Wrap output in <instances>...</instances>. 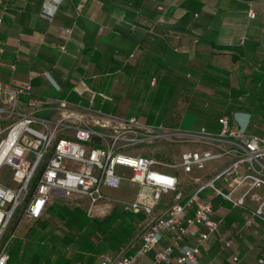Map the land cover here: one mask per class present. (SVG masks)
I'll return each instance as SVG.
<instances>
[{
    "label": "crops",
    "instance_id": "obj_1",
    "mask_svg": "<svg viewBox=\"0 0 264 264\" xmlns=\"http://www.w3.org/2000/svg\"><path fill=\"white\" fill-rule=\"evenodd\" d=\"M43 10H53L48 0H0V84L11 89L29 85L31 96L45 104L40 117L54 115L56 99L67 101L89 124L106 117H133V107L125 97L132 81L126 67L135 66L136 77H143L138 83L141 87L157 69L170 80L193 75L189 92L176 88L165 95L155 121L149 124L144 121L151 100L145 102L144 89H139L134 110L142 125L179 130V125H170L171 118L186 92L192 111L186 110L182 117L189 113L200 118L205 128L206 119L194 112L205 107L196 104L201 101L198 94L218 98L225 92L227 102H241L240 121L264 130V0H144L138 9L122 0H63L51 19L42 17ZM111 48L115 49L112 58L119 63L113 72L108 70L114 66L109 60ZM207 71L216 82L202 78ZM154 78L149 79L151 88L156 85ZM222 79L228 80L229 89L221 85ZM74 87L89 92L79 95ZM210 127L216 128L215 123ZM125 185L129 184L122 188ZM107 201L91 215L82 207L53 201L38 220H30L21 236L16 231L26 218L18 212L6 232L14 234L7 264H97L100 254L108 252L97 253L103 241L86 218L108 215L115 205ZM55 205L76 211L78 221L69 225L58 219L52 213ZM240 225L232 223L222 238L219 230L211 236L201 248V264H231L234 255L238 264H257L264 254V225L257 221L238 235ZM140 244L137 234L118 255H132ZM150 262L149 255L136 264Z\"/></svg>",
    "mask_w": 264,
    "mask_h": 264
},
{
    "label": "built area",
    "instance_id": "obj_2",
    "mask_svg": "<svg viewBox=\"0 0 264 264\" xmlns=\"http://www.w3.org/2000/svg\"><path fill=\"white\" fill-rule=\"evenodd\" d=\"M48 1L53 10H43L45 19L63 2ZM248 16L255 14L249 10ZM23 96L29 97L26 102ZM55 104L52 117H40L45 104L31 96L29 85L0 84V137L6 132L0 138V153L5 150L0 169L10 171V184H0V264L9 260L14 234L6 232L18 212L35 221L53 201L82 207L80 201L86 200L82 208L91 215L101 202L114 201L105 190L118 191L125 183L137 192L132 201L117 204L145 215L141 246L133 255L101 254L97 264H136L149 255L150 264H201V248L222 222L214 198L241 211L242 229L257 221L264 225V135L248 133L241 112L219 118L218 132H187L149 128L136 118L106 117L89 124L67 101ZM163 142L195 148L177 162L166 159V149L160 158L131 155L141 145ZM181 176L191 182L183 185ZM238 262V256L231 257V264ZM257 264H264V254Z\"/></svg>",
    "mask_w": 264,
    "mask_h": 264
},
{
    "label": "trees",
    "instance_id": "obj_3",
    "mask_svg": "<svg viewBox=\"0 0 264 264\" xmlns=\"http://www.w3.org/2000/svg\"><path fill=\"white\" fill-rule=\"evenodd\" d=\"M144 0H122L123 4L126 6H129L134 9H138L142 6ZM162 1V0H158ZM154 32H156V28L153 29ZM152 35V34H151ZM155 37V36H154ZM218 50L221 48H217ZM114 48L110 49V63L111 66L108 68L109 72H113L118 69L119 63L114 61L112 58L114 54ZM226 50L229 51H238L236 48H226ZM118 52V51H117ZM240 53V51H238ZM135 54L132 52L130 53V56ZM127 71V76H129L132 81L130 82L131 84L127 87L126 91V99L130 101L132 105L131 109V114H134L133 117L130 118H136L138 121L140 120V117L138 115V110L135 112L134 108L137 103V98L139 97V89H144V96L143 100L149 98L150 103V110L146 113V118H145V123L149 124L155 121V111L160 108V106L163 104L162 100L165 97V95H170L172 90L176 88H184L189 92V88L192 86V73H188V75H178L175 80H170L165 75V72H161L160 70L157 69L155 72H153L150 76L147 78V83L145 82L144 86H138L139 79H142L143 77L139 75V77H136V68L135 66H127L126 67ZM161 72V75L160 73ZM154 78L156 81L155 87L151 88L149 86V79ZM206 82H216V78L211 74L208 73V71L203 75L202 77ZM221 85L225 89H229V82L226 79H222ZM199 97L201 98V101L196 103L199 106L203 107L200 111L199 110H194V112L197 113V115L202 116L204 119H206V126L205 130L208 132H218L220 129V126L218 124V119L223 117V116H231L232 113L235 112H241V105L240 101H228L227 98L229 97L228 95H225V92L218 97V98H213L210 95L206 93H199ZM247 93H243L240 96V99L243 100L246 97ZM152 96V97H151ZM67 100H73L69 96H65ZM188 99V93H183L181 94V100L178 103L177 108L174 111V114L171 118V126L172 127H177L179 125V122L182 118L183 113L186 110L192 111V107L189 103H187ZM147 102V101H145ZM195 104V103H194ZM220 106L221 109H217L216 107ZM225 106H228L226 110L224 109ZM222 109H224L222 111ZM108 112V110H107ZM110 112V111H109ZM108 112V113H109ZM216 125V128H211L210 125ZM219 126V127H218ZM248 133L254 134V135H264V130H256L251 124L248 123ZM213 203V208L214 210L222 209V222L219 227V230L225 231L228 229L232 223H237V224H242V219H241V211L236 208H232L229 204L223 202L220 198H214L212 200ZM52 213L60 220H64L66 224L72 225L78 221V218L75 217L74 213L76 211H69L67 207L64 206H58L55 205L52 207ZM146 217L142 213H134L132 211H129L125 209L123 206L116 204L110 213L106 215L102 219H97V218H86V223L91 225L94 229V232L102 239L103 241V246H101L98 250L97 253L101 251H107L108 253H102L106 254L111 258H115L119 256L120 250L128 245L137 234H139L141 225L145 221ZM239 233L238 235L243 234L244 229H242V225H240L239 228ZM141 246V244H140ZM140 248V247H139ZM136 252V251H135ZM134 252V253H135ZM133 253V254H134ZM132 254V255H133ZM101 255V254H100Z\"/></svg>",
    "mask_w": 264,
    "mask_h": 264
},
{
    "label": "rangeland",
    "instance_id": "obj_4",
    "mask_svg": "<svg viewBox=\"0 0 264 264\" xmlns=\"http://www.w3.org/2000/svg\"><path fill=\"white\" fill-rule=\"evenodd\" d=\"M106 109V107H105ZM110 110V109H108ZM85 119V118H84ZM203 125L202 120L200 118H197L191 114H186L182 117L180 123H179V130L181 131H187V132H196L198 131L201 126ZM6 133V132H5ZM4 134L1 135L0 138L4 137ZM166 147V148H165ZM194 146L190 143L186 142H179L175 143L172 145L165 146V143H154V144H147V145H141L139 146L134 153L131 155H146V156H154L156 158H160V151L165 150L168 152L169 156L166 157L167 160L171 162H177L181 153L186 152V151H193ZM166 154V153H165ZM164 158V157H163ZM181 181L183 185H187L189 182H191V178H188L186 176H181ZM0 184L3 185H9L10 184V171L7 166H3L0 169ZM136 186L134 185H125L124 188L121 190L115 191V190H105V193L113 198L114 201H107L109 205L117 204L119 201H132L134 199V194L136 192ZM82 207H85L87 204L86 200L80 201ZM223 215L222 213H220ZM16 218V215H14L13 219L11 222H13ZM31 221L28 219H23L16 231V234L18 236H21L25 233L26 229L30 226ZM222 232L219 230V237L222 238L221 236L223 235ZM230 234V233H229ZM218 238V237H217Z\"/></svg>",
    "mask_w": 264,
    "mask_h": 264
},
{
    "label": "bare ground",
    "instance_id": "obj_5",
    "mask_svg": "<svg viewBox=\"0 0 264 264\" xmlns=\"http://www.w3.org/2000/svg\"><path fill=\"white\" fill-rule=\"evenodd\" d=\"M4 152H5V150H4ZM4 152H1V153H0V163H1V160H2V158H3V154H4Z\"/></svg>",
    "mask_w": 264,
    "mask_h": 264
}]
</instances>
